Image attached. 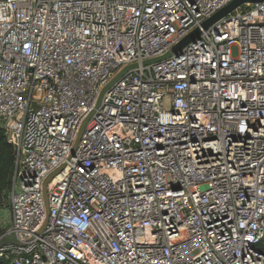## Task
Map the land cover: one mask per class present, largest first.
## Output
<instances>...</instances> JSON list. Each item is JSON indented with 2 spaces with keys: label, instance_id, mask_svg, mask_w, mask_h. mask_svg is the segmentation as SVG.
Wrapping results in <instances>:
<instances>
[{
  "label": "built area",
  "instance_id": "1",
  "mask_svg": "<svg viewBox=\"0 0 264 264\" xmlns=\"http://www.w3.org/2000/svg\"><path fill=\"white\" fill-rule=\"evenodd\" d=\"M231 1L0 0V258L264 264V0L202 27Z\"/></svg>",
  "mask_w": 264,
  "mask_h": 264
},
{
  "label": "water",
  "instance_id": "2",
  "mask_svg": "<svg viewBox=\"0 0 264 264\" xmlns=\"http://www.w3.org/2000/svg\"><path fill=\"white\" fill-rule=\"evenodd\" d=\"M263 0H232L231 2H229L226 6H224L223 8H221L220 10H218L215 14H213L209 19H207L203 24L202 27L203 28H207L209 27L211 24H213L214 22H216L217 20L225 17L226 15H228L229 13H231L233 10H235L236 8L240 7L241 5L245 4V3H256V2H260ZM199 31L195 30L194 32H192L190 35H188L187 37H185L183 40H181L174 48L173 51L176 52L178 51L180 48H182L183 46H185L189 41L193 40L197 35H198ZM169 55V53H166L165 55H163L162 57L159 58H155L153 60H149V61H145L144 63H149L152 61H157L160 59H163L164 57H167ZM134 67V65H130L125 67L124 69H122L118 74L115 75V77L109 82V84L103 89L102 93L110 86L112 85L121 75H123L129 68ZM84 127V124L81 128V131ZM58 170H56L55 172H53L44 182L43 184V190L45 188V185L47 183V181H49L52 176L57 172ZM4 243H13L15 244L14 241L6 239L4 240L2 243H0V245L4 244Z\"/></svg>",
  "mask_w": 264,
  "mask_h": 264
},
{
  "label": "trees",
  "instance_id": "3",
  "mask_svg": "<svg viewBox=\"0 0 264 264\" xmlns=\"http://www.w3.org/2000/svg\"><path fill=\"white\" fill-rule=\"evenodd\" d=\"M13 167V147L7 142L4 130L0 128V206H2L3 198L8 195ZM4 230L5 228H0V233ZM0 264H9V262L0 258Z\"/></svg>",
  "mask_w": 264,
  "mask_h": 264
},
{
  "label": "rangeland",
  "instance_id": "4",
  "mask_svg": "<svg viewBox=\"0 0 264 264\" xmlns=\"http://www.w3.org/2000/svg\"><path fill=\"white\" fill-rule=\"evenodd\" d=\"M11 219L9 192L6 197L3 198L2 206H0V228H6Z\"/></svg>",
  "mask_w": 264,
  "mask_h": 264
}]
</instances>
